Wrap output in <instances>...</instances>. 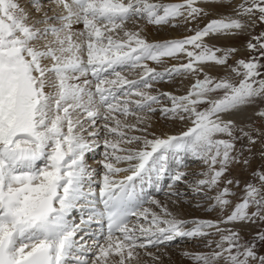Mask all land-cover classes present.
<instances>
[{
	"label": "snow or ice",
	"instance_id": "snow-or-ice-1",
	"mask_svg": "<svg viewBox=\"0 0 264 264\" xmlns=\"http://www.w3.org/2000/svg\"><path fill=\"white\" fill-rule=\"evenodd\" d=\"M200 2L223 4L224 0H47V5L31 0L30 10L17 0H0V264H66L76 251L85 250L76 236L89 235L86 228L94 222L102 230L88 249L92 259L79 257L78 264H131L140 256L138 249L159 260L146 251L149 246L161 250L178 237L214 234L220 239L206 242L211 251L194 257L200 264L221 260L264 264V256L257 257L253 250L257 242H264V232L242 243L239 231L220 227L264 220V173L257 174L262 186L246 184L241 202L216 221L177 218L140 187L147 182L160 191L170 161L179 160L182 153L209 168L194 191H201L199 186L215 187L228 165L240 162L232 155L235 141L241 138L235 133L255 143L249 132L225 116L264 100V78H259L264 76L259 71L264 65L255 57L228 65L237 49L210 46L205 38L236 35L248 26L238 17L252 21L259 13L257 19L264 23V0H243L234 9L236 18L211 19L182 39L148 42L140 35L143 28L126 27L141 20L151 25H167L181 17L186 23L198 20L210 14L197 6ZM76 24L82 28L73 30ZM254 39L248 49L259 50L264 57V33ZM166 57H186L187 62L163 72L146 63L160 64ZM212 65L227 66L243 78L238 84L227 75L217 79L205 71ZM135 69L142 70L137 79L122 74ZM173 74L197 79L185 95L163 93L171 107L159 110L165 118L188 120L191 126L177 135L132 134L147 133V127H138L148 119L142 113L157 111L153 105L160 103L159 96L146 90ZM256 115L264 118V110ZM129 116L136 123H128ZM101 134L104 171L96 179V169L85 163V153L99 144L89 138ZM185 175L177 170L171 176L173 184ZM230 195L234 193L224 187L208 210L223 211L231 204L226 198ZM145 205H156L160 212ZM253 205L256 211L249 213ZM74 210L87 212L78 224L68 218Z\"/></svg>",
	"mask_w": 264,
	"mask_h": 264
},
{
	"label": "rangeland",
	"instance_id": "rangeland-1",
	"mask_svg": "<svg viewBox=\"0 0 264 264\" xmlns=\"http://www.w3.org/2000/svg\"><path fill=\"white\" fill-rule=\"evenodd\" d=\"M17 2L19 4H31V0H17ZM43 2L47 5V0H43ZM152 2L181 3L183 0H152ZM242 2L243 0H231V3H229L228 0H224L222 7L217 8V10L208 11L210 13L208 16H202L198 20L191 21L189 23H186L183 17H181L167 25H151L141 20L138 22V24H133L130 22L126 25V27L134 31L143 26L149 28L151 34H153V40H150V37L147 34H144V36L142 33L143 38H145L148 42H162L171 39H182L184 37L193 35L196 29L204 27V25L211 19H218L221 16H232L236 18L234 9ZM34 15L39 14L34 13ZM258 16L259 13H256V16L253 17L252 21H249L248 17H238L245 21L248 26L242 31L240 35H238L236 40L225 42L207 39L205 42L213 47H220L223 49H237V51L228 60V65L233 67L236 66V62L238 60L243 59L248 61L253 57L257 58L260 64L264 65V57H260L259 50L253 51L248 49V43L251 42L255 44L256 40L254 37H259L262 33H264V23H261L257 19ZM81 28L82 25H73V30H79ZM217 54L220 55L221 53ZM186 62L187 58L177 60L168 57L163 58V62L160 64H157L153 61H146L149 67L155 68L157 71L161 72H163L166 68H171L173 65H179L180 63ZM224 67H226L227 71L220 72V76L216 78L219 79L220 77L227 75L234 83L238 84L243 77L237 76L235 73L231 72V69L227 66ZM141 71V69L125 70L122 74L127 76L129 79H137L141 74ZM242 71L243 69H241V72ZM259 71L264 73V67H261ZM199 78L203 79V74H200ZM259 78H264V76ZM196 79V75L173 74L171 78L165 77L158 82H154V86L151 89H147L146 91H149L153 95L159 96L160 103L153 105L157 111L152 113H142V115H146L148 117V119H146L148 123L144 122V124L138 125V127H147V133L133 132L132 134L148 135L149 138H152V133H154L155 136H166L177 135L183 131H186L187 128L191 126L190 121L165 118L159 109L162 107H171L170 99L167 96L162 95L163 93H170L177 96L185 95ZM216 95H219V93ZM132 99H138V97H133ZM253 106L256 109L254 118L249 124H240L238 126L249 132L254 138L255 143H249L248 137H242L239 131L235 133L236 136L241 138L235 141V150L233 151L232 155L237 156L240 162H232L228 165L227 171L220 178L218 185L212 188L207 186H199L201 191H194V188L197 187V181L206 178L203 173H207L209 168L208 165L202 160L193 158L190 154L182 153L180 154L179 160H171L172 164H174V167H171V175L169 176L170 178L167 180V183L164 182L165 186L161 193L157 194L152 192L149 197H154L156 200H159L162 205L167 206L169 211H171L177 218L180 219L189 221L196 219L216 221L229 215L234 209L235 205L241 202L246 184L251 183L257 186H262L257 174L264 173V118L256 115V113L260 110H264V100L257 102ZM204 107H207V105H200L201 109ZM120 118L123 119V117ZM127 122L136 123V118L134 116H129L127 117ZM125 131H127V129ZM218 138L227 139L228 137L220 136ZM89 140H99V144H93L91 149L85 153V163L90 169H96L97 176L95 178L101 179L104 171L102 165L100 164V161L104 159V148L102 143L103 134H101L100 137H90ZM245 159L248 161L247 164L243 163ZM119 166L123 167V165ZM219 167V164L215 166L216 169H219ZM177 170L186 173V175L182 181L173 184L171 176ZM165 178L166 177H164V179ZM164 179L161 180L159 184H161ZM229 180H231L233 183L228 184L227 181ZM237 181L239 182L238 184L236 183ZM170 184L173 185L171 189H169ZM224 187H228L230 191L234 193V195L226 197L231 201V204L226 206L223 211H221L219 207H214L211 210H208L211 205L215 204L213 197H215L217 192L221 191ZM98 191L99 189L97 190V193ZM173 191H178L180 195H171V192ZM145 206L150 207L157 213L160 212V208H158L156 205ZM248 211L249 213L256 211L255 206H250ZM76 215L75 211H73L69 217L71 218V216H73L74 218ZM76 222L77 221H75L74 224H76ZM249 223L252 224L253 229L246 233H240L242 237V243L252 242L257 233L264 232V220L257 218L255 223ZM188 227H192V225L189 224ZM209 231L215 233L214 229ZM209 239L218 241L220 236L219 234H214L211 237H178L176 240L170 242L167 246L162 247L161 250H157L151 246L146 249V251L152 252L156 256L160 257L159 260H154L151 256L146 255L145 250L138 249L137 251L140 253V256L133 261H137L138 264H200V262L196 261L194 257L197 254H206L211 251V249L206 246V242ZM90 243L91 241L86 239L85 241H81V244H84L85 247L88 246V248H91L92 246ZM88 248H85L83 252L88 251ZM212 248H215L214 243ZM253 250L256 252L257 257L264 256V242H257V246ZM233 251H235V249ZM89 252L90 253L86 258L90 260L92 259V251ZM185 253L188 255H185ZM75 255L77 256V253ZM114 259L118 260V258ZM133 261L131 264H133ZM217 264H224V262L221 260L218 261ZM249 264H256V261L250 260Z\"/></svg>",
	"mask_w": 264,
	"mask_h": 264
},
{
	"label": "bare ground",
	"instance_id": "bare-ground-1",
	"mask_svg": "<svg viewBox=\"0 0 264 264\" xmlns=\"http://www.w3.org/2000/svg\"><path fill=\"white\" fill-rule=\"evenodd\" d=\"M20 4H21V7H25L26 10H30L31 9V4L30 5H26V3H23V4L20 3ZM197 6L198 7H201V8H204L205 11H211V10H217V8L222 7L223 4H210V3L200 2V3L197 4ZM140 28H143V32H140V35L141 36H142V33H143V35L144 34H147L150 37V40H153L154 39L153 34H151L149 28H147L145 26L140 27ZM242 31L237 32L236 35H219V36L207 37V38H205V41L207 39H212V40H215V41H225V42H228V41H231V40H236L238 38V35H240L242 33ZM183 59H186V57H184ZM205 71L208 74H210V75H213L215 77H218L221 74L220 72H225V71H227V69L224 66L212 65V66H206L205 67ZM255 112H256L255 107L253 105H250V106H247L245 108H242V109H240L238 111H235V112H233L231 114H227L225 116V119H231V120L235 121V123L237 125H240V124H249L251 122V120L254 118ZM145 123H148L147 120H145ZM123 166H125V165H123ZM127 174L128 173H120L119 175L122 177V176L127 175ZM73 220L77 221L76 224L80 222V219H79V216L78 215H76L73 218ZM220 226L222 228H231L233 230L239 231V233H242V232H245L246 233V232H249L250 230L253 229L252 224H250V223H243V222L232 223V224H221ZM95 231L96 232H94V235H99L98 233H101V230L100 229H95ZM83 235H84L83 232L77 233V236H83ZM88 236H90V235H86L84 237V240ZM88 241H90V240L88 239ZM92 244H93V241L91 242V245ZM133 264H138V263H137V261L136 262L133 261Z\"/></svg>",
	"mask_w": 264,
	"mask_h": 264
}]
</instances>
